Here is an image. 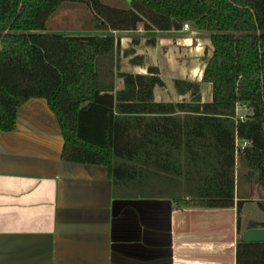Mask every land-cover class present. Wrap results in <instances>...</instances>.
Masks as SVG:
<instances>
[{"label": "trees", "instance_id": "trees-1", "mask_svg": "<svg viewBox=\"0 0 264 264\" xmlns=\"http://www.w3.org/2000/svg\"><path fill=\"white\" fill-rule=\"evenodd\" d=\"M122 1L0 0V131L16 128L29 98L46 97L61 126V158L105 165L113 195L168 196L177 207L237 204L240 214L238 156L264 186V0ZM65 2L85 3L94 30L112 33L46 32ZM186 22L210 32L214 50L203 79L212 83V99H202L200 81L178 77L177 89L190 99L155 100V86L165 84L160 68L121 70L113 31L140 24L178 31ZM237 102L251 108L245 119L236 117ZM237 140L248 143L238 148ZM237 264H264V240L241 236Z\"/></svg>", "mask_w": 264, "mask_h": 264}, {"label": "crops", "instance_id": "crops-1", "mask_svg": "<svg viewBox=\"0 0 264 264\" xmlns=\"http://www.w3.org/2000/svg\"><path fill=\"white\" fill-rule=\"evenodd\" d=\"M48 22V33L49 28L58 29ZM93 27L82 24L80 29L103 35ZM113 32L120 42L121 70L147 72L149 65H155L164 85L173 77L171 93L161 90L159 94L155 86V100H189L190 94L181 93L175 79L190 75L200 81L202 89L207 87V97L204 94L202 99H212V83L203 79L214 50L210 32L194 26L178 31L145 30L142 24L137 30ZM82 33L55 34L90 32ZM150 39L155 43H148ZM209 45L211 52L206 51ZM186 46H190L187 51ZM127 48L133 51L125 53ZM192 48L202 53L199 59L206 52L210 55L200 65L182 67L189 71L187 76L164 73L162 62L168 67L177 61L176 55H182L179 50L190 56ZM153 51L160 55L159 62ZM136 55H142L143 62L132 61ZM123 86L124 79L117 76L116 87ZM18 111L16 128L0 131V264H237L242 233L251 222H264L260 206L261 214L245 209L247 201L264 200L259 172L242 162L254 180L252 190L258 193L247 188L240 191L238 157L235 199L245 200L240 214L237 204L177 207L168 196H115L105 165L61 158L62 131L42 97L28 99ZM30 118L43 119L46 127L32 122L27 127L21 125L23 119Z\"/></svg>", "mask_w": 264, "mask_h": 264}, {"label": "rangeland", "instance_id": "rangeland-1", "mask_svg": "<svg viewBox=\"0 0 264 264\" xmlns=\"http://www.w3.org/2000/svg\"><path fill=\"white\" fill-rule=\"evenodd\" d=\"M105 3L107 4H115V5H121L122 4V0H103ZM93 16L91 11L89 10L88 6L85 3H81V2H65L58 10V12L54 15V18H51L48 22V25L53 26L58 28L57 30L55 29H51L49 28V30L51 31V33H68V34H80L81 32H90V33H86V34H93V32L89 29H83L81 30L80 28H82V24L84 25H88L91 26L93 24ZM192 27V26H191ZM87 28V27H85ZM94 31V30H93ZM48 32V30L46 31ZM99 32V31H97ZM82 33V34H83ZM103 34H110L112 33L111 31H103L101 32ZM119 39V38H118ZM148 43H151L150 40H148ZM210 44L212 46V42L210 41ZM146 45V44H145ZM211 46L209 45L208 49L206 48V51H209L211 49ZM190 46H186V51ZM177 51V50H176ZM184 50H179V52L182 55H176V59L177 61L172 63V65L168 66L166 65V62H162L163 68H164V73L170 74L172 76H187L189 73V71H184L182 69V67H184V69L187 68V66H189V63L191 64V67H193L194 65H200L201 62L205 61V59L210 55V52H206L205 56H203L201 59L200 56L202 53H199V51L197 50H193V48L191 49V54L190 56H188V53L183 52ZM158 52L160 53V50H158ZM167 52V51H164ZM189 52V51H188ZM154 60H156L157 62H159L160 60V55L157 53V51H153L152 53ZM163 57V55H161ZM167 56V55H165ZM169 57H173L172 55H170ZM190 58V60H188ZM123 59V58H122ZM200 61V62H199ZM123 63V62H122ZM176 69V70H175ZM183 70V71H181ZM183 78H188V77H183ZM192 80H196L194 79V77H192L190 75V78ZM173 77H171V79H168V84L166 85H160L157 84V89L159 90V94L161 93H171V91L173 90V83H172ZM205 88V87H204ZM201 93L202 96H204V94L207 97L208 91H207V87L205 89L201 88ZM162 96V95H161ZM166 97H170L172 99H175V94H167ZM205 97V96H204ZM177 98H189V97H177ZM245 110V109H244ZM246 111V110H245ZM31 122L34 124H38L41 127H46V121H44L43 119H38V118H30L27 119L26 122H24L23 119V123H21V125H24L25 127H27L28 125L31 124ZM49 125H51L48 122ZM238 141V148L242 147L243 141L242 140H237ZM239 158V162L237 164V185L240 188V191L244 190V189H248V191L250 193H253L254 190H252L251 185L253 184L252 181L253 178L250 176L249 173L246 172V170H249L247 167H245L244 165H241L242 160ZM247 168V169H246ZM248 174V175H247ZM255 193H258L254 191ZM259 203L258 201H247L246 205H245V209L247 212L251 213V214H261V211L259 210ZM248 216V215H245ZM252 217V216H249ZM252 218H256V217H252Z\"/></svg>", "mask_w": 264, "mask_h": 264}, {"label": "water", "instance_id": "water-1", "mask_svg": "<svg viewBox=\"0 0 264 264\" xmlns=\"http://www.w3.org/2000/svg\"><path fill=\"white\" fill-rule=\"evenodd\" d=\"M127 1L128 2H131L132 0H127ZM31 98H35V96H33ZM31 98H29V99H31ZM42 98L47 102V105H48L49 109L52 110L50 108L49 104H48L47 98L46 97H42ZM18 113H19V111H18ZM56 119H57V122H58L59 127L61 128L58 118H56ZM242 237L245 240H250V241H256V240L262 241V240H264V223H259V224H254V225H252V224L248 225L247 228L242 233Z\"/></svg>", "mask_w": 264, "mask_h": 264}, {"label": "built area", "instance_id": "built-area-1", "mask_svg": "<svg viewBox=\"0 0 264 264\" xmlns=\"http://www.w3.org/2000/svg\"><path fill=\"white\" fill-rule=\"evenodd\" d=\"M191 23L189 22H186L183 24V29L184 30H188L191 28ZM246 111H245V110ZM251 112V108L246 104V103H243V102H237L236 104V117L237 118H240V119H245L247 116H248V113ZM248 141L247 140H244L243 141V144H242V147L247 144Z\"/></svg>", "mask_w": 264, "mask_h": 264}, {"label": "bare ground", "instance_id": "bare-ground-1", "mask_svg": "<svg viewBox=\"0 0 264 264\" xmlns=\"http://www.w3.org/2000/svg\"><path fill=\"white\" fill-rule=\"evenodd\" d=\"M259 223H264V222H262V221H261V222H251L252 225H254V224H259ZM249 225H250V224H249Z\"/></svg>", "mask_w": 264, "mask_h": 264}]
</instances>
